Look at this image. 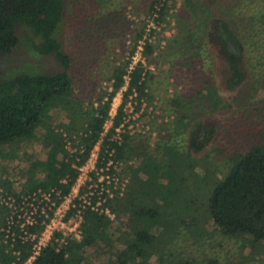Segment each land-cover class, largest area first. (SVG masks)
<instances>
[{
    "label": "trees",
    "instance_id": "trees-1",
    "mask_svg": "<svg viewBox=\"0 0 264 264\" xmlns=\"http://www.w3.org/2000/svg\"><path fill=\"white\" fill-rule=\"evenodd\" d=\"M177 1L152 0L149 12L157 28L166 22L167 15ZM225 3L223 13L216 17L212 15L206 0H183L184 7L190 13V21L185 19L188 28L183 29L186 30L183 35L185 42L180 43L186 45L188 52L180 50V53L193 75L204 77L206 88L216 84L210 61L211 54L208 53V37L215 38L220 44L219 53L229 70L225 82L231 88L244 82L246 71L251 70L250 63L259 61L260 69L264 70V0H225ZM66 4L67 0H0V55L9 54L15 49L20 43L18 26L26 24L38 38L36 50L54 58L60 67L55 72H19L0 79V147L10 145L18 139L35 137L41 127L45 129V147H52L47 157L48 175L40 177L34 174L33 181L24 187L22 193H14V198L17 201L25 198L33 202L36 195L40 198L42 192H49L52 200L56 201L57 205L60 204L77 182L80 173L78 166L83 165L96 145L100 144L96 170L92 172L94 179L87 181L79 196L89 190V185L98 182L99 186H93L94 193L90 195V203H84L83 199L76 197L74 204L77 207L71 206L68 213L70 217L77 208H82L80 235L60 242L62 233H54L32 264H86L78 255L84 246L98 250L100 255H93L95 264H150L143 260L142 249L138 243L120 250L113 259L109 257L108 247L100 245L98 240L107 233L106 223L109 215L105 208L112 205L113 199L109 197L102 201V205L98 202L101 191V197L104 198L108 195L107 188L114 189L115 176H120L125 169H135L137 163L133 162V154L146 158L145 167L149 171L152 166L161 165L159 154H167L171 149L170 145L166 144L163 151L153 150L150 141L142 136L132 135L129 131L122 132L121 137L116 138L117 128L127 115L128 102L133 99L136 102L134 110H138L143 101H152L154 98V94L148 89L149 79L153 76L152 69H148L146 64L154 60V35L143 34L144 29L137 32L131 53H134L140 45L139 40H142L143 59L146 61L139 59L131 65L132 59L129 58L118 67L113 74L112 90L101 94L90 106L82 108L88 118L85 126L80 128L74 115L70 116L68 122L53 125L51 110L59 102L63 105L78 102L70 74L73 58L58 37L59 28L65 18ZM176 41L179 42V39ZM192 43L197 47L190 53ZM125 85L127 88L123 93V101L113 117L112 126L106 130V124L112 118L113 98ZM202 87L196 85L193 91L184 94L186 98L182 95V100L179 96L171 101L178 114L173 119L172 129L174 132L187 133L189 149L196 151L207 147L218 133V124L204 122V119L188 129L193 119L189 113L199 114L195 107L203 92ZM80 105L85 107L82 102ZM46 109L50 110L49 114L45 113ZM158 141L156 139L159 146L161 142L158 144ZM226 161L227 172L205 196L210 220L227 236L244 234L249 243H264V144L251 145L227 154ZM101 168V173L106 175L103 181H99L97 174ZM149 178L150 171L146 178H141L140 184L135 186L137 189L143 188L144 194L148 192V199L152 201L147 206L138 207L135 212L144 217L157 218L158 208H165V205L151 193H158V190L154 188L155 179ZM177 178L180 179L179 176ZM108 179L111 182L107 183ZM173 184H176L174 179L164 185L163 190H171L170 185ZM135 191L136 199H141L143 193ZM34 203L39 204V201L36 199ZM44 204L41 202L40 207ZM5 205L2 206L7 208L6 212L3 208L0 209V264H25L39 238L26 236L25 230L39 236L49 217L41 213V208L36 219L32 223H26L23 228L22 222L25 219H19L15 214L12 222L10 211L12 213L13 208L8 203ZM46 207L52 215L53 207V210ZM136 238L139 242L151 243L157 238V232L150 227L138 231ZM127 254H131L132 258ZM177 264L198 263L186 260Z\"/></svg>",
    "mask_w": 264,
    "mask_h": 264
},
{
    "label": "rangeland",
    "instance_id": "rangeland-1",
    "mask_svg": "<svg viewBox=\"0 0 264 264\" xmlns=\"http://www.w3.org/2000/svg\"><path fill=\"white\" fill-rule=\"evenodd\" d=\"M206 1L212 15L220 17L226 8L225 0ZM151 2L67 0L65 18L58 31V37L73 58L70 74L78 102L64 105L59 102L51 110L50 121L57 125L68 122L74 115L80 128L86 125L88 119L82 108L112 90L113 74L118 67L129 58L132 59L131 65L140 57L144 58L140 45L131 53L137 32L144 29L143 34L154 35V60L146 63L147 68L152 69L148 89L154 98L143 101L138 110H134L136 102L133 99L128 102L127 131L150 141L153 150L163 151L166 144L171 147L167 154H159L161 165L149 168V179H155L154 188L158 190V193H151L163 202L165 208H158L157 218L144 217L135 212L152 200L148 199V192L144 194L143 188L135 186L149 173L145 167L146 158L133 154V162L137 163L135 169L128 168L120 176L117 175V184L107 196L113 200L106 212L109 215L107 233L98 240L99 244L108 247L109 257L113 259L120 250L138 243L143 260L150 264H177L186 260L198 264H264V243H249L244 234L225 235L212 224L205 200L210 189L228 170L227 154L264 144V70L260 69L259 61L250 63L251 70L247 69L244 82L231 88L225 82L229 70L219 53L220 44L215 38L208 37V53L211 54L216 84L206 88L204 77L194 76L180 53V50L188 52L186 45L180 43L185 42L183 35L186 30L183 29L188 28L185 19L190 21V13L183 0L177 1L166 22L158 28L149 12ZM18 34L20 43L15 49L0 55V79L19 72H55L60 69L54 58L36 50L38 38L26 24L18 26ZM139 41L141 44L142 40ZM196 47L192 43L189 52L193 53ZM203 69L206 70L205 67ZM196 85L203 86V92L195 107L199 114L189 113L193 119L188 129L203 119L204 122L218 124L215 139L199 151L189 149L187 133L172 129L173 119L178 115L172 106V99L179 96L181 99L182 95L186 98L184 94L193 91ZM126 88L125 85L113 98V116L123 101ZM81 102L85 107L80 105ZM49 111L46 109L45 113ZM44 133L45 129L41 127L35 137L18 139L0 147V209L3 208L4 212L7 209L5 204L10 205L14 193H22L24 187L33 181L34 174L40 177L48 175L47 157L52 147H45ZM156 139L158 144L161 142L159 146ZM92 165L93 162L85 169L82 180L90 177V171L94 169ZM173 179L176 184L170 185L171 190H163L164 185ZM135 190L143 193L141 199H136ZM75 222L72 218L69 225ZM150 227L156 230L157 238L151 243L139 242L137 232ZM96 253V256L100 255L98 250L84 246L78 255L86 264H95L93 255Z\"/></svg>",
    "mask_w": 264,
    "mask_h": 264
},
{
    "label": "built area",
    "instance_id": "built-area-1",
    "mask_svg": "<svg viewBox=\"0 0 264 264\" xmlns=\"http://www.w3.org/2000/svg\"><path fill=\"white\" fill-rule=\"evenodd\" d=\"M153 22V21H152ZM140 49L143 50L142 44H140ZM140 59H143V57H140ZM144 60V59H143ZM145 61V60H144ZM151 68V67H150ZM134 112V111H132ZM112 118L107 122L106 124V130L109 129L107 128V126L110 123V126H112L113 124V115L111 113ZM129 117L126 115L124 117V122L117 128V134H116V138H120L122 135V132L127 131L128 127H129V123L128 119ZM127 127V128H125ZM99 149H100V144L98 143L96 145V147L94 148V150L92 151L91 155L89 156V158L84 162L83 165L78 166L80 173H79V177L77 179L76 184L72 187V191L70 192L69 195H67L60 204H56V201L52 200V196L51 193L49 192H42L41 193V197L39 198L37 195L36 197H33V202H30L28 199L23 198L22 201H17L15 198L12 199V201L10 202V206H12L13 211L12 214L10 216L12 222L14 221L15 218V214L18 216L19 219H25V221L22 222V227L24 228L26 225V223H32L35 219H36V215L39 214V210L42 208V214L45 213V215L47 216V218L49 217V220L46 222L44 229L42 230V232L39 234L36 233H28L25 230L26 236L31 237L32 239H36L37 237H39L37 239V241L34 243L33 245V253L32 255L28 258V260L25 262V264H32L33 261L35 260V258L37 257V255L40 253L42 247L44 245H46L49 240L53 237L54 233L56 232H61L62 233V237H60V242H65L67 238H73L74 236L78 237L80 235V229H79V225L82 221V208H77L76 211L74 213H72L70 215V217H68V213L70 211L71 206H76V204H74V200L76 197H80L81 199H83L84 203H90V195L92 193H94V187H98L99 183L96 182L94 185H89L88 186V191H86L83 195L79 196L80 191L82 189L83 186H85V184L87 183L88 180H92L94 179L92 176V172L93 170H96V163L98 161V157H99ZM93 162L92 168L90 171V177H85L82 180V174L85 173V169L90 166V163ZM103 170V168H101L100 171H98V175H99V181H103L105 179L106 175H103L101 173V171ZM109 177V176H108ZM115 182L117 184V177H114ZM111 182L109 179L107 181ZM115 184V186H116ZM102 188V186H101ZM102 192V191H101ZM99 193V205H102V201H105L106 199H108V195L110 194L111 190L107 188V192L108 195L104 196V198H102L101 194ZM111 197V196H110ZM39 201V204H35L34 201L35 200ZM44 202V205H41L40 207V203ZM84 204H82L83 206ZM49 207V209H51L53 207V214H49L50 211L48 212L47 207ZM105 211L108 212V208H105ZM72 218L77 221V223L75 222L74 225H69L70 221H72ZM20 221V220H19ZM24 238L26 239L25 235ZM59 240V239H58Z\"/></svg>",
    "mask_w": 264,
    "mask_h": 264
}]
</instances>
